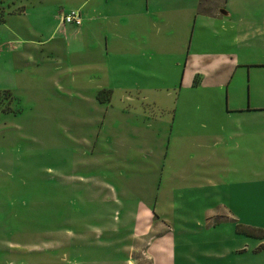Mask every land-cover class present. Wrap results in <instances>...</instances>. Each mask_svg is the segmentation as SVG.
Wrapping results in <instances>:
<instances>
[{
    "label": "crops",
    "instance_id": "0c3cea01",
    "mask_svg": "<svg viewBox=\"0 0 264 264\" xmlns=\"http://www.w3.org/2000/svg\"><path fill=\"white\" fill-rule=\"evenodd\" d=\"M204 1L55 0L52 13L29 9L23 1L15 12L36 17L37 24L51 13L40 23L41 39L28 41L33 44L25 49L20 42L26 40L13 32L12 46L21 60L47 71L53 87L74 100V114L65 115L64 122L79 127L78 140L90 149V160H79L87 172L64 173L62 178L74 180L69 189L78 192L74 196L83 206L113 208L121 216L137 212L138 227L153 228L160 243L154 264H252L251 255L258 253L248 247L250 241L231 246L224 237H205L216 232L219 223L239 221L232 209L219 207L226 216L212 224L215 208L198 206L201 220L173 224L183 229L179 236L168 220L177 210L173 202L181 188L167 187L164 179L194 181L187 173L192 169L186 167L174 172V178L163 177V164L174 149L186 145L188 164L218 160L226 165L234 158L242 164L243 152L251 163L264 143V59L257 57L259 48L264 50V0H218L215 13L201 12ZM73 11H79L82 24H63V17ZM253 81L263 84L254 100ZM100 93H106L104 101ZM195 96L202 100H195L192 110ZM199 109L207 113L200 129L186 137L188 128L182 129V138L173 137L177 123L181 126ZM215 119L217 125L210 122ZM259 120L262 129H257ZM245 136L249 142L243 147ZM133 153L154 164L148 171V199H139L137 209L125 188L116 190L99 175V167L112 171L110 164L129 162ZM249 169L251 173V165ZM221 176L222 171L214 172L187 190L208 198L205 189L218 188ZM123 203L131 210L126 204L120 210Z\"/></svg>",
    "mask_w": 264,
    "mask_h": 264
},
{
    "label": "rangeland",
    "instance_id": "374dc122",
    "mask_svg": "<svg viewBox=\"0 0 264 264\" xmlns=\"http://www.w3.org/2000/svg\"><path fill=\"white\" fill-rule=\"evenodd\" d=\"M23 1L29 9L32 6L38 11L44 8L43 13H52L56 7L55 0H0V91L11 90L20 99L19 107L22 109L19 116L4 115L0 122V264H154L159 258L160 243L153 228L138 227L137 212L121 216L113 208L112 211H100L105 207L83 206L79 196H74L78 192L69 189L74 180L65 182L62 178L64 173L73 176L87 172L79 160L85 156L89 161L90 149L78 140L79 127L71 120L64 122L65 115L74 114V100L53 87L47 71L21 60L12 46L13 32L26 40L20 42L25 49L33 44L28 41L41 39L40 23L51 14L41 16L38 24L36 17L15 14L21 10L19 7ZM217 2L205 0L201 12L215 13L213 9ZM261 56L264 59V50L259 48L257 57ZM262 86L252 82V100L255 99L254 92ZM195 100V104H201L202 99L193 98L192 110ZM206 114L199 109L184 119L181 126L177 123L173 137L178 135L182 138L181 130L186 132V128L188 133L185 137L196 133L206 122ZM218 119L210 122L217 125ZM236 125L244 127L243 122ZM257 129H262L261 123ZM247 136L242 139L243 147L245 141L249 142ZM185 148L186 145L174 149L162 167L165 169L167 166L164 178H174V172L182 167L192 169L187 173H192L194 178V181L183 183L175 178L164 179L167 187L170 184L181 188L173 202L177 210L168 217L173 232L179 236L183 231L173 224L191 222L194 218L201 220L203 213L198 206L215 208L212 224L219 223L226 216L220 213L219 207L232 209L239 221L219 223L217 231L205 237H224L231 246L250 241L248 247L252 253L258 252L251 255L252 264H264V143L258 145L252 164L249 163L250 156L244 152L242 164L238 158L226 165H221L218 160L188 164L184 163L189 161L186 160ZM180 150L181 157L178 155ZM174 155L177 156L174 158ZM110 165L114 167L112 171L105 166L99 167L102 170L99 174L101 181L105 180L116 190L125 188L126 198L131 196L137 209L139 199L144 202L148 199V188L150 190L152 182L148 171L154 164L147 156L133 153L129 162L118 160ZM217 171H222L219 187L205 189L208 198L196 196L202 195L201 192L194 194L187 190L189 184L198 182L202 185L208 175ZM194 174L198 175L197 180ZM98 196L96 194L93 198ZM126 206V209L131 208L128 204Z\"/></svg>",
    "mask_w": 264,
    "mask_h": 264
},
{
    "label": "trees",
    "instance_id": "16d2710c",
    "mask_svg": "<svg viewBox=\"0 0 264 264\" xmlns=\"http://www.w3.org/2000/svg\"><path fill=\"white\" fill-rule=\"evenodd\" d=\"M103 94L98 95L99 100H103ZM22 112L21 107H19V100L10 90L0 91V121L2 116L12 114L14 116ZM264 247V246H263Z\"/></svg>",
    "mask_w": 264,
    "mask_h": 264
},
{
    "label": "built area",
    "instance_id": "2783aa9c",
    "mask_svg": "<svg viewBox=\"0 0 264 264\" xmlns=\"http://www.w3.org/2000/svg\"><path fill=\"white\" fill-rule=\"evenodd\" d=\"M62 23L65 25H77V26L81 25L82 18L79 11H73L65 15L62 19Z\"/></svg>",
    "mask_w": 264,
    "mask_h": 264
}]
</instances>
